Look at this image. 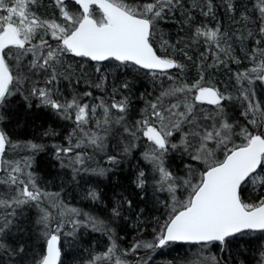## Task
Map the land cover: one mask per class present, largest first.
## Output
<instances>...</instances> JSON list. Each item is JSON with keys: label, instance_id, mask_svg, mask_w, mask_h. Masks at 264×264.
<instances>
[{"label": "snow or ice", "instance_id": "1", "mask_svg": "<svg viewBox=\"0 0 264 264\" xmlns=\"http://www.w3.org/2000/svg\"><path fill=\"white\" fill-rule=\"evenodd\" d=\"M0 264H264V0H0Z\"/></svg>", "mask_w": 264, "mask_h": 264}, {"label": "trees", "instance_id": "2", "mask_svg": "<svg viewBox=\"0 0 264 264\" xmlns=\"http://www.w3.org/2000/svg\"><path fill=\"white\" fill-rule=\"evenodd\" d=\"M46 174V173H45ZM170 255L174 256L176 255V253H171ZM170 256L169 255H165V256H159V257H156V260H164V259H169Z\"/></svg>", "mask_w": 264, "mask_h": 264}]
</instances>
